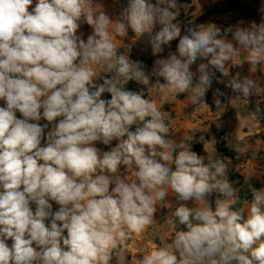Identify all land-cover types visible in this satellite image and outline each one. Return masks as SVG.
Wrapping results in <instances>:
<instances>
[{
  "label": "clouds",
  "instance_id": "obj_1",
  "mask_svg": "<svg viewBox=\"0 0 264 264\" xmlns=\"http://www.w3.org/2000/svg\"><path fill=\"white\" fill-rule=\"evenodd\" d=\"M165 3L130 0L122 15L137 35L160 25L150 41L154 55L179 37V58L170 54L155 63L166 81L161 88L184 92L198 57L211 56L208 64L223 71L236 49L217 38L215 25L181 37ZM94 12L92 0H0V264H109L118 241L152 223L155 204L168 190L178 197L173 215L187 230L176 231L172 243L139 264H264V190H253L246 219L243 210H230V200L217 199L215 209L204 203L216 188L233 195L227 181L217 180L225 166L210 173L187 144L167 141L169 129L155 102L110 79L94 82L95 66L116 57L110 20ZM82 17L93 29L86 42L77 35ZM115 31L126 36L125 23ZM234 39L253 66L264 61V25L238 29ZM116 64L125 79L131 72L148 83L125 56ZM208 64L198 65L193 100L206 92ZM231 86L248 96L254 84ZM104 92L111 98L102 99ZM134 124L140 126L132 131ZM114 140L110 151L95 146ZM121 165L131 175L121 173Z\"/></svg>",
  "mask_w": 264,
  "mask_h": 264
},
{
  "label": "crops",
  "instance_id": "obj_2",
  "mask_svg": "<svg viewBox=\"0 0 264 264\" xmlns=\"http://www.w3.org/2000/svg\"><path fill=\"white\" fill-rule=\"evenodd\" d=\"M244 1L247 0H166L165 5H161L162 7L168 6L169 10L175 13V19L172 20V23L179 27L181 37L189 34V29L199 30L201 26L207 28L210 25H215L220 30L217 38L223 39L226 43L233 44L236 49V54L230 60L224 62L223 71L208 64L211 56L207 59L198 57L190 65V71L194 73L192 85L184 92H179L172 90L170 87L161 88V85L166 84V81L158 75L159 66L155 63L159 59H167L170 54H176L179 58L177 50L179 37L167 45H161L163 51L154 55L150 41L160 30V25H156L152 29L151 34L144 32L141 35H137L128 26L127 21L124 20V16L122 15L128 7L130 0H92V6L95 9L94 15L103 12L110 20L107 30L110 37H112V42L116 45V49L121 48L129 51V55L125 56V58L132 64L133 70L142 71L148 78V83L145 84L142 79L137 80L132 74L137 84L142 88L141 90H137L136 93L139 94L140 91L145 92L147 95L146 99L155 102L158 110L161 112L163 122H168L167 141L173 144H187L190 150L194 141L202 145L201 136L204 138L205 135H210L213 125L216 129H221L223 124L221 116L225 117L226 108L233 109V114L228 118V123H230L234 141L239 143L251 137V132H248L251 128L247 126V122L250 120V105L253 95L258 94V96H261L264 91H262L261 87L262 83H264V61L253 66L248 60V50L236 42L234 33L238 29L257 31L260 25H264V7L261 3L262 0H256L254 2L256 13L255 15H249L247 12L242 11V9L238 10L235 7L236 3L241 4ZM147 2L156 4L157 0L155 2L147 0ZM187 13L191 15L189 19H185V14ZM118 22L125 23L127 29L126 36H120L116 33L115 29ZM79 23L81 27L78 29L77 35L82 34V38L86 42L87 37L92 35L93 29L84 21L83 17ZM254 25L256 28H253ZM114 61V63L112 62L113 67L111 69L116 72L118 65L116 64V59ZM108 62L95 66L97 75L93 79L97 85H101L99 82L103 79V74L108 71ZM234 62L239 63L245 68L243 76H238L231 72V65ZM201 63L208 64L206 72L209 75V83L203 85L206 88L204 96H197L193 100L195 95L193 89L200 82L201 73L198 71V65ZM225 64H228L227 69ZM116 75H118L117 72ZM245 80H251L254 84L250 88L248 96H245L240 90H234L231 86L234 82L243 83ZM124 82L125 80L122 78L121 88ZM108 97L109 94H106L102 99H107ZM0 106H5L4 101L0 100ZM241 107L244 110L243 113L238 111ZM17 116L19 118L20 114L17 113ZM126 138L124 137V139ZM117 143L118 141L114 140L110 144H114L113 147H115ZM101 147V153L110 151L113 148H108L102 143ZM243 149L239 147L237 152L244 153L246 149ZM157 150L163 151L159 146H157ZM145 154H148L147 147ZM175 154L173 153V156ZM157 160H160L159 156ZM229 161H233L232 157H230ZM233 163L234 168L237 169L235 173H238L242 177L250 174L249 172L252 170V166H250L251 162L243 161L242 164L240 163L236 166L235 160ZM172 167L175 170L174 164ZM125 168L126 166L121 165L120 172L124 175H130V173L125 172ZM261 190H264V184H261ZM56 210H58V206L53 204V211ZM8 243L10 245L12 242L8 241Z\"/></svg>",
  "mask_w": 264,
  "mask_h": 264
},
{
  "label": "rangeland",
  "instance_id": "obj_3",
  "mask_svg": "<svg viewBox=\"0 0 264 264\" xmlns=\"http://www.w3.org/2000/svg\"><path fill=\"white\" fill-rule=\"evenodd\" d=\"M261 3L264 7V0H262ZM185 15V19H189L191 17L190 13ZM116 50L123 52L124 56H127L130 53L129 51H125L121 48ZM117 57L118 55L116 54V57L108 63H114V60ZM225 67L227 69L228 64H225ZM102 78L103 79L99 82V84H103L104 79H110L113 83H116L118 88L121 89L123 77L119 74L116 75V72L112 71V69L108 68V71L103 74ZM263 84L264 83H262L261 86L262 91L264 90ZM106 94H109L107 99H110L111 94L107 92H104L101 98ZM144 94L145 92L143 91L139 92V95L146 99L147 95L143 97ZM250 109V123L247 122V126L251 128L250 131H248L252 134L250 138H247L239 143L234 141L235 139L232 137L230 123H228V118L233 114V109L226 108L227 112L225 117L223 118V115L221 116L223 121L221 129H216L213 125V133L211 130L210 135H205L204 138L201 136L202 145L201 143H196L194 141L191 146V150L202 158L204 165L209 167L210 173H215V167L219 166V164H223L225 166L224 174L222 176L217 175V180L221 182L227 181L233 190V195L231 197H226L219 191V188H216L208 197H206L204 203L215 209V201L217 199L230 200L233 202L230 210H243L245 219L247 218V209L250 207L253 199V190L261 191V184H264V91L261 96H258V94L253 95ZM238 111L241 113L244 112L242 107L238 109ZM40 122L41 124L47 123V121L44 120H41ZM54 128L55 122L49 124L48 128L45 129V141L48 133L54 131ZM258 133L260 134L257 135ZM216 135H219V140L216 139ZM206 136L209 137V140L205 139ZM43 143L44 141H42V146ZM196 144H199L200 148L196 149ZM221 144H224L225 148L229 152V155L217 152V147ZM95 146L102 150L100 142H96ZM113 146L114 144H110L107 147L111 148ZM239 147L246 149L245 152H237ZM235 155L236 157L234 158ZM230 157H232L233 161H229ZM234 160L236 161L235 166L240 163L242 164L243 161L251 162L250 166H252V170L249 172L250 174L242 177L238 173H235L237 169L233 166ZM240 196L249 198L248 201L244 203L242 202V207L238 206ZM177 206L178 197L171 190H168L167 195L162 200H158L155 204L156 212L153 216L152 223L141 233H132L130 236H126L123 241H118L117 249L112 252V258L109 261V264H139V261L146 255L150 254L153 249L158 250L159 248L166 247L168 244L172 243L176 231L187 230L184 225L179 224L177 218L173 215ZM187 206L197 207V204L194 201H189L187 202ZM169 220L175 222V228L169 224Z\"/></svg>",
  "mask_w": 264,
  "mask_h": 264
},
{
  "label": "trees",
  "instance_id": "obj_4",
  "mask_svg": "<svg viewBox=\"0 0 264 264\" xmlns=\"http://www.w3.org/2000/svg\"><path fill=\"white\" fill-rule=\"evenodd\" d=\"M149 1H150V2H155V0H149ZM185 1H187V0H185ZM116 54L118 55V57H119L120 55H123V56H124L123 52H121L120 50H116ZM129 76H132V73H131V72L129 73ZM123 78H124L125 82H124V85L122 86L121 90L132 91V92L136 93L137 90H141V89H142V88L137 84V82H136V80L133 78V76H132V79H125V77H123ZM93 90H94V89H93ZM144 96H146V93L143 95V97H144ZM164 123H165V125L168 127V122H167V121H164ZM138 126H140V125H138V124H134V125L131 127L130 130L134 131L135 128L138 127ZM168 129H169V128H168ZM167 135H168V133L165 135V139H167ZM215 137H216L217 140L220 139V138H219V135H216ZM205 139H206V140H209V137L206 136ZM195 148H196V149L200 148V145H199V144H196V145H195ZM217 152H218V153H221V154L229 155V154H228L229 152H228V150L225 148L224 144H221L220 146L217 147ZM248 199H249V198H247V197H242V196H240V198H239V200H238V201H239V202H238V206H239V207H242V202H244L245 200H248ZM116 249H117V247H116L115 249H113L112 252H114Z\"/></svg>",
  "mask_w": 264,
  "mask_h": 264
},
{
  "label": "flooded vegetation",
  "instance_id": "obj_5",
  "mask_svg": "<svg viewBox=\"0 0 264 264\" xmlns=\"http://www.w3.org/2000/svg\"><path fill=\"white\" fill-rule=\"evenodd\" d=\"M255 0H247L244 1L243 3H236L235 7L239 10L242 9V11L247 12L249 15H255V6H254Z\"/></svg>",
  "mask_w": 264,
  "mask_h": 264
},
{
  "label": "built area",
  "instance_id": "obj_6",
  "mask_svg": "<svg viewBox=\"0 0 264 264\" xmlns=\"http://www.w3.org/2000/svg\"><path fill=\"white\" fill-rule=\"evenodd\" d=\"M231 71L238 76H243L245 74V68L237 62L231 65Z\"/></svg>",
  "mask_w": 264,
  "mask_h": 264
}]
</instances>
